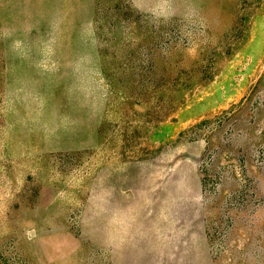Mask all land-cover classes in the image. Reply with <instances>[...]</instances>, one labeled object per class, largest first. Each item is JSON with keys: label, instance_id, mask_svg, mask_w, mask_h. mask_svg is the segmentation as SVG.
Instances as JSON below:
<instances>
[{"label": "rangeland", "instance_id": "obj_1", "mask_svg": "<svg viewBox=\"0 0 264 264\" xmlns=\"http://www.w3.org/2000/svg\"><path fill=\"white\" fill-rule=\"evenodd\" d=\"M0 264H264V0H0Z\"/></svg>", "mask_w": 264, "mask_h": 264}]
</instances>
